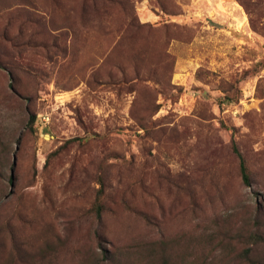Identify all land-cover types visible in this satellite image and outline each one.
Here are the masks:
<instances>
[{"label":"rangeland","instance_id":"rangeland-1","mask_svg":"<svg viewBox=\"0 0 264 264\" xmlns=\"http://www.w3.org/2000/svg\"><path fill=\"white\" fill-rule=\"evenodd\" d=\"M0 264H264V0H0Z\"/></svg>","mask_w":264,"mask_h":264},{"label":"trees","instance_id":"trees-1","mask_svg":"<svg viewBox=\"0 0 264 264\" xmlns=\"http://www.w3.org/2000/svg\"><path fill=\"white\" fill-rule=\"evenodd\" d=\"M34 119H35V117L33 116L31 118V122H33ZM74 140L75 139H73L72 141H74ZM232 145H233V150H234V152L237 155L238 160H239V171H240V175H241L242 181H243V183L245 185L249 186L252 183V178H251V173H250L247 161L244 158V156L242 155V153L240 152V150L238 149V147H237V145H236L234 140L232 142ZM103 196H104L103 195V189H100L98 194H97V197H96V200H95V204L93 206V209H94V211H95V213H96V215L98 217H100L102 215V212L104 210V199H103Z\"/></svg>","mask_w":264,"mask_h":264},{"label":"water","instance_id":"water-1","mask_svg":"<svg viewBox=\"0 0 264 264\" xmlns=\"http://www.w3.org/2000/svg\"><path fill=\"white\" fill-rule=\"evenodd\" d=\"M14 161H16V158L14 157Z\"/></svg>","mask_w":264,"mask_h":264}]
</instances>
